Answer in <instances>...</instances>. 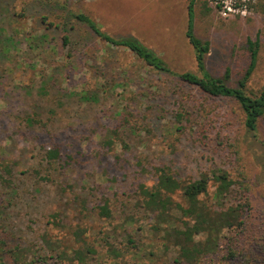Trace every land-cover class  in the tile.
I'll list each match as a JSON object with an SVG mask.
<instances>
[{
    "label": "rangeland",
    "instance_id": "374dc122",
    "mask_svg": "<svg viewBox=\"0 0 264 264\" xmlns=\"http://www.w3.org/2000/svg\"><path fill=\"white\" fill-rule=\"evenodd\" d=\"M194 3V34L210 45L206 69L215 77L228 71L229 86L237 87L249 66L247 39H258L245 91L259 95L264 91V0ZM188 4L0 0V258L5 262L16 264L18 252L19 262L35 255L55 264L45 239L58 252L86 243L95 253L85 264H110L105 236L120 241L140 226L139 251L127 253L126 261L172 264L175 250L148 235V219L134 207L137 186L155 181L149 171L141 174L136 165L141 161L147 170L167 166L183 181L227 171L234 185L224 204L242 207L243 225L225 231L218 251L200 264H264V115L256 132L249 133L233 100L210 98L188 86L179 89L171 75L101 41L73 18L84 13L113 37H135L173 72L197 73L185 35ZM181 112L189 124L175 132V115ZM124 115H132L131 127L109 151L102 145L104 136ZM33 117L46 127L27 121ZM54 145L61 160L49 165L45 149ZM214 190L211 181L201 198L217 206ZM102 198L109 200L110 220L96 213ZM131 213L139 221L122 225L126 232L118 229ZM77 229L84 242L75 237Z\"/></svg>",
    "mask_w": 264,
    "mask_h": 264
},
{
    "label": "trees",
    "instance_id": "16d2710c",
    "mask_svg": "<svg viewBox=\"0 0 264 264\" xmlns=\"http://www.w3.org/2000/svg\"><path fill=\"white\" fill-rule=\"evenodd\" d=\"M194 0H189L188 4V22L186 27V38L191 45L197 66L195 72H173L165 61L159 57L151 49L143 45L138 39L132 36L113 37L104 32L101 26L84 13L73 14V18L80 24L86 26L92 34L112 47L124 48L130 51L134 56L140 59L148 68L166 73L173 77L179 89L188 86L195 89L200 94L210 98L230 99L237 103L244 115V127L249 133H255L257 124L264 115V91L259 95H249L245 91V85L250 75L255 69L259 41H251L247 39V47L250 56V63L245 71L243 78L239 81L237 87L229 86L226 81L229 77L228 71L224 77H215L211 75L205 65L206 55L209 53V42L203 41L194 34ZM65 43L68 42V36L63 37ZM129 115H124L119 124L108 130L104 136L102 145L109 151L120 139L122 131L129 129ZM31 124H39L46 127L41 120L27 118ZM174 131L185 129L189 121L185 114L177 113L175 115ZM192 129V126H190ZM203 132V131H202ZM45 160L49 165L61 160V150L59 146H49L45 149ZM137 167L141 174L150 172L155 181L151 186L140 183L137 186V202L134 207L148 219V235L154 236L157 243L166 250L173 248L176 256L172 264H200L207 256L216 253L221 246V238L223 233L240 229L243 225L244 214L240 205L225 206L224 201L229 196L234 181L229 173L223 169H215L211 171L210 176L204 174L198 179L183 181L177 179L172 170L167 166H154L150 170L137 161ZM214 182L215 190L213 198L218 203L217 206L210 205L202 200L201 197L208 195L210 182ZM98 217L104 220H110L113 212L107 198H102L100 203L95 206ZM131 213L121 218L122 224L118 229L125 231L124 226L138 222ZM141 227L135 228L134 235L127 233L120 241H111L108 234L104 238L106 248V258L110 259V264H129L126 261V254L133 253L137 255L139 251L138 240ZM115 231H117L115 229ZM83 231L77 229L74 232L77 240L84 242L81 238ZM138 237V238H137ZM45 250L53 256L55 264H63L68 261L69 264L77 262L85 264L89 259V255L95 253V250L89 248L83 243V248L70 251L58 252L48 240L43 239ZM159 247H155L158 250ZM229 249V248H228ZM228 257H232V252H228ZM12 253V252H11ZM14 262L16 264H50L49 257H41L33 255L27 262H19V253H14ZM54 257V258H53ZM230 261V259H228ZM0 264H8L0 258ZM140 264V263H132Z\"/></svg>",
    "mask_w": 264,
    "mask_h": 264
},
{
    "label": "built area",
    "instance_id": "2783aa9c",
    "mask_svg": "<svg viewBox=\"0 0 264 264\" xmlns=\"http://www.w3.org/2000/svg\"><path fill=\"white\" fill-rule=\"evenodd\" d=\"M223 9H226L228 12H232L233 9H232V6L228 5V4H224V6H222Z\"/></svg>",
    "mask_w": 264,
    "mask_h": 264
}]
</instances>
